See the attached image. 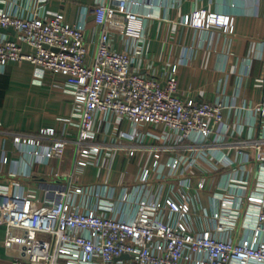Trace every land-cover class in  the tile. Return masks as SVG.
<instances>
[{"label":"crops","instance_id":"0c3cea01","mask_svg":"<svg viewBox=\"0 0 264 264\" xmlns=\"http://www.w3.org/2000/svg\"><path fill=\"white\" fill-rule=\"evenodd\" d=\"M101 1L0 0V9L23 16L62 12L71 23L80 21L88 10L93 56L101 32L93 10ZM136 1L145 22L143 36L134 40L112 32V45L118 50H130L134 69L141 73L164 78L177 64L179 94L183 98L226 104L227 138L223 144L212 146L222 155L215 157L209 148L192 146L189 141L171 147L161 127H137L126 118L118 124L114 114L108 112L96 121L102 151L87 166H80L76 143L80 135L73 115L71 87L65 77L37 74L33 64L25 61L10 63L0 71V184L11 191L19 184L24 191L36 195L41 204L47 200L49 184L82 186L84 192L78 200L85 208L97 207L99 199H107L116 201L120 215L126 217L134 214L139 196L181 198V191H187L192 208L189 224L194 231L209 228V215L218 206L215 195L226 193L238 206L240 215L233 235L239 240L245 219L257 212L249 196L264 195V165L255 158L250 145L238 144L264 135V0ZM196 12L230 16L234 29L225 32L217 26L205 29L186 23L187 16ZM25 50L29 51V47ZM43 129H54V135L43 138L38 153L30 158L29 175L20 173L28 166V155L17 147L15 134H34ZM137 129L143 132L140 138L135 135ZM217 134L212 137L214 142ZM57 141L65 142L61 155L52 149ZM7 155L12 158L10 163L3 162ZM179 156L184 162L179 169H171L169 162ZM146 170L150 175L145 181ZM203 178L206 186L200 188ZM241 182L243 195L238 202ZM5 233V226H0V264H13V255L3 245Z\"/></svg>","mask_w":264,"mask_h":264},{"label":"built area","instance_id":"2783aa9c","mask_svg":"<svg viewBox=\"0 0 264 264\" xmlns=\"http://www.w3.org/2000/svg\"><path fill=\"white\" fill-rule=\"evenodd\" d=\"M137 4L136 0H102L94 7V19L101 32L93 56L88 10L80 21L71 23L62 12L23 16L0 9V31L9 27L15 30L14 36L0 33V71L10 63L26 61L33 64L37 74L66 78L79 127L76 143L80 166H87L102 151L96 121L108 112L114 114L118 124L126 118L137 127H161L171 147L189 141L192 146L209 148L215 157L222 155L212 146L223 144L227 138L226 104L183 98L179 94L177 64L164 78L141 73L134 69L130 50L112 45V32L134 40L143 36L145 22ZM186 23L205 29L217 26L225 32L234 29L233 18L217 13L196 12L187 16ZM54 132L43 129L34 134H15L17 147L28 155V166L20 173L29 175L30 158L38 153L42 139ZM215 133L219 134L214 142ZM135 135L140 138L143 132L137 129ZM238 144L250 145L255 158L264 165V135ZM25 145L27 149H22ZM64 145L57 141L52 149L61 155ZM11 161L9 155L3 160ZM183 162L179 156L168 166L177 170ZM149 175L146 170L143 180ZM206 181L202 179L200 188L206 186ZM238 186L242 192L243 182ZM3 187L0 184V226L6 228L3 245L13 255V264H264V195L249 196L257 212L245 219L243 235L236 240L233 234L240 214L226 193L215 195L218 206L209 215V228L194 231L189 224L192 208L187 191H181V198L139 196L134 214L126 217L120 215L116 201L107 199H99L97 207L85 208L78 200L84 192L82 186L49 184L43 204L19 184L13 191ZM242 195L238 194V202ZM123 254L130 257L119 260Z\"/></svg>","mask_w":264,"mask_h":264},{"label":"water","instance_id":"95a60500","mask_svg":"<svg viewBox=\"0 0 264 264\" xmlns=\"http://www.w3.org/2000/svg\"><path fill=\"white\" fill-rule=\"evenodd\" d=\"M3 32H12V33H15V30L14 28L12 27H9V28H6V29H2ZM130 257L129 254H123L122 256H120L118 259L121 260V259H128Z\"/></svg>","mask_w":264,"mask_h":264}]
</instances>
